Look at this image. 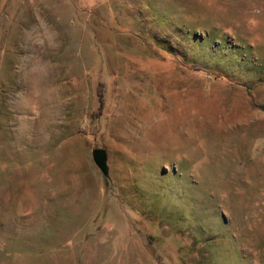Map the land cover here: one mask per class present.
Returning <instances> with one entry per match:
<instances>
[{"label":"rangeland","instance_id":"1","mask_svg":"<svg viewBox=\"0 0 264 264\" xmlns=\"http://www.w3.org/2000/svg\"><path fill=\"white\" fill-rule=\"evenodd\" d=\"M0 264H264V0H0Z\"/></svg>","mask_w":264,"mask_h":264},{"label":"water","instance_id":"2","mask_svg":"<svg viewBox=\"0 0 264 264\" xmlns=\"http://www.w3.org/2000/svg\"><path fill=\"white\" fill-rule=\"evenodd\" d=\"M93 159L105 176L109 175L108 155L105 148H95L92 152Z\"/></svg>","mask_w":264,"mask_h":264},{"label":"clouds","instance_id":"3","mask_svg":"<svg viewBox=\"0 0 264 264\" xmlns=\"http://www.w3.org/2000/svg\"><path fill=\"white\" fill-rule=\"evenodd\" d=\"M54 33L49 29L41 26V30L37 33L36 42L43 44L45 41H48L49 44L53 43Z\"/></svg>","mask_w":264,"mask_h":264}]
</instances>
